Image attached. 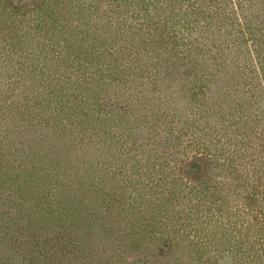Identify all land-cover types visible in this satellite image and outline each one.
<instances>
[{
    "label": "trees",
    "instance_id": "trees-1",
    "mask_svg": "<svg viewBox=\"0 0 264 264\" xmlns=\"http://www.w3.org/2000/svg\"><path fill=\"white\" fill-rule=\"evenodd\" d=\"M43 3L0 0V264H264V0Z\"/></svg>",
    "mask_w": 264,
    "mask_h": 264
},
{
    "label": "rangeland",
    "instance_id": "rangeland-1",
    "mask_svg": "<svg viewBox=\"0 0 264 264\" xmlns=\"http://www.w3.org/2000/svg\"><path fill=\"white\" fill-rule=\"evenodd\" d=\"M2 6L5 10L10 12L13 11L17 15L23 16L36 13L41 7L44 6V3L43 0H2ZM189 168L192 171L196 170V167L193 165H191ZM216 170H218V168L216 169L214 165L209 166V169H204L203 167L198 174L196 173V177L200 178V181L208 182L209 175ZM260 187H262V183Z\"/></svg>",
    "mask_w": 264,
    "mask_h": 264
}]
</instances>
